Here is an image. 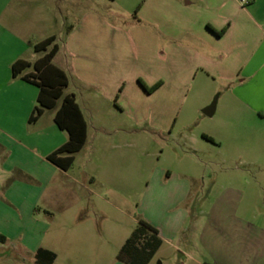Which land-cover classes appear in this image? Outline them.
Masks as SVG:
<instances>
[{"label": "crops", "instance_id": "crops-1", "mask_svg": "<svg viewBox=\"0 0 264 264\" xmlns=\"http://www.w3.org/2000/svg\"><path fill=\"white\" fill-rule=\"evenodd\" d=\"M59 1L0 0V264H38L40 248L55 254V264L59 244L67 264H126L116 256L136 221L130 225L133 218L115 200L119 178L126 195L136 178L141 121L174 143L162 149L153 168L159 183L148 186L153 194L159 190V207L149 202L141 214L161 239L148 264L160 251L171 264H264V225L237 213L243 192L226 190L205 220L195 217L203 213L199 203L191 207L193 172L201 160L184 154L179 144L188 140L197 151L189 114L179 117L180 101L197 83L201 96L218 93L219 103L205 114L213 118L202 138L212 147H239L240 153L221 162L226 169L237 164L234 174L241 176L244 166L258 164L256 178L264 190V0L245 6L238 0H144L129 30L106 25L98 10L78 3L73 13L71 0L63 15ZM50 36L57 46L52 63L71 74L66 89L73 82L63 95L74 96L86 123L85 143L67 170L46 159L68 138L54 122L61 100L30 122L38 87L21 78L45 53L33 44ZM17 60L30 66L14 77ZM139 80L147 88L158 85L147 92ZM77 88L106 107L86 113ZM112 101L122 102L129 122H119ZM96 184L104 190L101 208L91 197ZM109 207L116 218L107 217ZM85 210L89 214L81 215Z\"/></svg>", "mask_w": 264, "mask_h": 264}, {"label": "rangeland", "instance_id": "rangeland-1", "mask_svg": "<svg viewBox=\"0 0 264 264\" xmlns=\"http://www.w3.org/2000/svg\"><path fill=\"white\" fill-rule=\"evenodd\" d=\"M70 0H62L58 2V8L61 10L62 14L67 16V13L70 12ZM144 0H71L73 13H75L76 8L79 6H85L89 9H96L99 11L100 16L103 19V22L106 25H111L117 27L119 29L129 30L132 26L130 22H132L136 17V9L141 6ZM78 3V5H77ZM67 18V17H66ZM70 20L67 18L66 24L69 23ZM33 70V68H30ZM71 74L68 73L66 76L70 79ZM71 85L65 90V92L70 91ZM199 86L197 83H193L189 91L186 93L184 98L180 101L181 112H179V117L182 115V112L185 111L189 114L192 123L189 126V131L195 135L197 138L196 148L197 151L191 150L190 144L188 140H180V149L185 154H194L195 157L198 158L200 164L198 168L193 172L194 176H197L196 181H194V193H193V201L191 202V207L195 210L196 205L199 203L201 205L202 214H195L196 218L201 219L202 221L206 219L207 212L212 210V204L215 198H218L222 195L223 192L229 190L230 188L238 189L244 193V197L240 202L238 208V215H242L251 221H255L257 224L264 225V190L260 187L258 183V179L256 178V172L258 170V164H248L245 169H248L241 175H235V165L231 164L229 169H226L224 163H222V159L224 157H228L229 155L235 156L236 152H241L242 150L239 147L235 146H225L222 147H212L208 141L202 138L203 131H208L209 129V120L213 117H208L203 114L202 109L215 101V106H218V99L216 102V96L218 93L212 94L207 98L200 95ZM75 97L77 102L80 104L82 109L86 111L87 109L91 110L93 108H105L106 104L103 103L100 99H92L86 94L85 89L77 88L74 90ZM90 98V99H89ZM204 103H207L205 106ZM112 106H115L117 109L115 113V117L119 120V122H129V119L124 110L121 111L122 102L112 101ZM108 106V104H107ZM147 122H138L136 123L137 131H136V159H137V172L136 178L134 182L131 183V189L129 195L124 193V179L122 177L119 178V183L121 184V189L119 190V196L116 203L120 207H123L128 210V213L131 215L133 219H129L130 225L134 224V221L137 222L138 219H141L142 213L144 212V207L148 205H153V208L156 206L159 207L160 199L158 191L154 192L153 189L148 186L153 179V168L156 165H159V157L161 155L162 149L167 152L168 146H173L174 143L167 136L166 133H154L147 128ZM205 135V134H204ZM206 136V135H205ZM251 150V148H250ZM255 154V153H251ZM234 158V157H233ZM228 165V164H227ZM248 167V168H247ZM232 170V171H231ZM231 173V174H230ZM157 183L159 181L155 179ZM153 181V183L155 182ZM157 189H160V184ZM153 187V186H152ZM96 192L97 195L92 197L93 203L95 201V206L102 207L103 204L102 199H100V195L103 193V189L100 185L96 184ZM152 189V190H151ZM109 195L111 193H108ZM247 197L248 199H245ZM85 199V198H84ZM81 197V202L85 204V207L88 206L87 201ZM91 200V201H92ZM245 202H247L245 204ZM106 207V206H105ZM115 210L110 209L107 211V217L116 218ZM89 212L85 210V212L81 213L84 215ZM193 214V211H192ZM224 214V213H223ZM192 218L193 216L190 215ZM223 220H227L228 216H223ZM133 231V230H132ZM131 231V232H132ZM131 234V233H130ZM58 244V243H57ZM58 259L55 264H67V260L64 253L63 244H59L58 246ZM166 253L160 251V253L156 254L154 258L151 260V264H160L162 260H164V264H171L165 258ZM115 260V258L113 259ZM110 262V260L105 258V263Z\"/></svg>", "mask_w": 264, "mask_h": 264}, {"label": "trees", "instance_id": "trees-1", "mask_svg": "<svg viewBox=\"0 0 264 264\" xmlns=\"http://www.w3.org/2000/svg\"><path fill=\"white\" fill-rule=\"evenodd\" d=\"M223 29L217 34L223 33ZM54 37L50 36L41 42L33 44L34 51H45V53L32 64L33 72L24 73L21 78L38 87L37 103L32 110L29 121H35L44 109L54 108L57 100H61L54 115V122L59 129L64 130L68 138L61 146L46 156L52 164L63 170L69 169L74 161V153L79 151L86 140V123L73 95H63L68 79L63 70L52 63V58L57 51L53 44ZM49 47V48H48ZM30 63L17 60L11 66L12 76H18ZM140 85L147 91H153L158 84L147 88L141 80ZM205 138L210 139L208 136ZM161 244L156 228L138 219L137 226L121 246L116 259L126 264H148L150 259ZM55 254L46 249H38L36 261L38 264H51Z\"/></svg>", "mask_w": 264, "mask_h": 264}, {"label": "water", "instance_id": "water-1", "mask_svg": "<svg viewBox=\"0 0 264 264\" xmlns=\"http://www.w3.org/2000/svg\"><path fill=\"white\" fill-rule=\"evenodd\" d=\"M215 101H213L212 103H210L208 106H206L202 112L206 115H210L212 114L213 110H214V107H215Z\"/></svg>", "mask_w": 264, "mask_h": 264}, {"label": "built area", "instance_id": "built-area-1", "mask_svg": "<svg viewBox=\"0 0 264 264\" xmlns=\"http://www.w3.org/2000/svg\"><path fill=\"white\" fill-rule=\"evenodd\" d=\"M251 0H238V2L240 3V5L245 6L247 5Z\"/></svg>", "mask_w": 264, "mask_h": 264}]
</instances>
